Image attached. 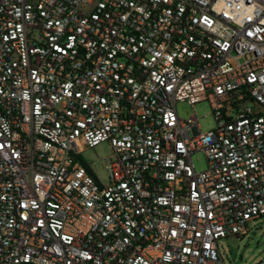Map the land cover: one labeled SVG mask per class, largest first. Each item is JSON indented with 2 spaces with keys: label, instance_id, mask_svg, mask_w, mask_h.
<instances>
[{
  "label": "built area",
  "instance_id": "obj_1",
  "mask_svg": "<svg viewBox=\"0 0 264 264\" xmlns=\"http://www.w3.org/2000/svg\"><path fill=\"white\" fill-rule=\"evenodd\" d=\"M262 216L264 0H0V264H224Z\"/></svg>",
  "mask_w": 264,
  "mask_h": 264
},
{
  "label": "rangeland",
  "instance_id": "obj_2",
  "mask_svg": "<svg viewBox=\"0 0 264 264\" xmlns=\"http://www.w3.org/2000/svg\"><path fill=\"white\" fill-rule=\"evenodd\" d=\"M180 119L197 118L199 130L207 132L215 127L212 110L208 102H199L190 106L185 102L176 103ZM111 154L107 142H101L93 148L84 149L80 158L92 171L100 184L108 181L105 168L106 158ZM196 171L206 168L204 152L197 151L191 155ZM249 231L243 236H229L217 241L218 252L224 264H258L264 263V216L248 223Z\"/></svg>",
  "mask_w": 264,
  "mask_h": 264
}]
</instances>
